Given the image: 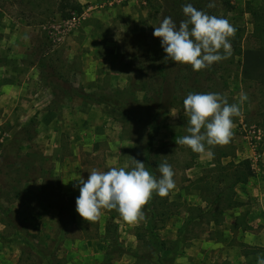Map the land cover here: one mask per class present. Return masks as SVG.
Returning <instances> with one entry per match:
<instances>
[{
	"label": "rangeland",
	"instance_id": "374dc122",
	"mask_svg": "<svg viewBox=\"0 0 264 264\" xmlns=\"http://www.w3.org/2000/svg\"><path fill=\"white\" fill-rule=\"evenodd\" d=\"M248 1L259 4L205 0L202 10L235 27L242 56L264 61ZM170 4L0 0V264H257L264 258V150L261 169L230 192L237 205L227 206L226 196L215 203L231 187L229 178L209 173L213 155L176 145L187 134L183 105L152 102L160 82L154 26L170 17ZM242 56L232 50L198 77L229 104L247 95L241 115L233 117L231 141L212 150L220 155L235 148V162L252 155L243 125L264 132V80L246 78L251 69ZM187 68L192 71L178 65L169 79ZM132 157L154 176L167 161L175 188L163 198L154 194L138 223L124 222L115 210L84 221L76 212L75 179L86 180L92 169L128 164L130 170Z\"/></svg>",
	"mask_w": 264,
	"mask_h": 264
},
{
	"label": "clouds",
	"instance_id": "9594fccd",
	"mask_svg": "<svg viewBox=\"0 0 264 264\" xmlns=\"http://www.w3.org/2000/svg\"><path fill=\"white\" fill-rule=\"evenodd\" d=\"M214 6L208 4L209 8ZM182 13L184 19L178 25L171 17H164L154 26L153 36L160 39L166 53L164 61L200 72L231 57L236 29L227 19L197 10L191 3L182 6ZM245 100L246 94L240 95L239 103L229 104L219 93H188L183 100L187 134L175 139L176 145L195 154L213 155L214 148L231 141L233 117L241 115ZM157 171L159 175L154 176L134 157L130 170L128 164L107 171L92 169L86 180L75 179L80 191L76 212L89 224L100 218L102 210H115L128 224L140 222L154 194L163 198L175 188V173L167 161L158 165ZM257 264H264V258H258Z\"/></svg>",
	"mask_w": 264,
	"mask_h": 264
},
{
	"label": "trees",
	"instance_id": "16d2710c",
	"mask_svg": "<svg viewBox=\"0 0 264 264\" xmlns=\"http://www.w3.org/2000/svg\"><path fill=\"white\" fill-rule=\"evenodd\" d=\"M170 1V12L169 16L177 23L184 19L183 13H182V6L188 3H193V6L198 9L202 10L203 3L205 0H169ZM227 5L229 3L227 2ZM74 10L78 13H82L83 9L80 5H74L72 6ZM203 11V10H202ZM214 11V10H213ZM208 13L209 15H212L210 12L204 11ZM246 12L251 17V23L253 25V37L254 41L258 43L259 50H264V0H259L258 5H254L251 1L246 2ZM62 17L64 19H69L71 17L70 13L66 11V8L62 11ZM231 44H232V50H233V56H242V41L241 36H234V38H231ZM156 70L157 74L155 75L157 79H160L159 87H155L153 89V97L152 102H156V105H162L165 103V100L168 101V103H172L173 100H177L180 105H183V100L187 96L188 93H208L211 91L208 88H205L200 82H198V77H203L201 72H194L191 71L190 68L186 69L187 74H180L178 78H175L174 80L169 79V72L174 71L175 67L178 65H175L171 61H164V57L166 56V53L163 51V48L161 47V42L158 43L156 48ZM174 68V69H173ZM185 70V69H184ZM184 72V71H182ZM196 73V74H195ZM173 86H176L177 89L173 90ZM183 92V94H180ZM155 135H151L148 140V151L146 154V161L147 164H149V155L150 150L152 147V142ZM222 154H217L215 151H213V167L210 168L208 171L209 173H212L213 175H216L217 178H221V176H227L229 178V184L231 187L227 188V192L221 193L218 197V193L215 196L217 199L213 200L215 203H219L224 199V196H226L229 202H227V206L234 207L237 205V202H235L234 199L230 197L231 191L235 185L238 184H247L249 180L251 179L253 175L251 162L249 160H243L241 162H235L234 158L236 157V149L230 148L229 150H223L221 152ZM231 158V160L224 164L223 158ZM150 173L152 172V169L150 168ZM201 181H204L202 179ZM153 235V233L151 232ZM151 235V236H152ZM154 237V236H152Z\"/></svg>",
	"mask_w": 264,
	"mask_h": 264
},
{
	"label": "built area",
	"instance_id": "2783aa9c",
	"mask_svg": "<svg viewBox=\"0 0 264 264\" xmlns=\"http://www.w3.org/2000/svg\"><path fill=\"white\" fill-rule=\"evenodd\" d=\"M244 142L248 149H250L252 155L247 159L251 162L252 169L260 170V163L263 160V143L264 132L263 129L255 125L248 126L243 125Z\"/></svg>",
	"mask_w": 264,
	"mask_h": 264
},
{
	"label": "crops",
	"instance_id": "0c3cea01",
	"mask_svg": "<svg viewBox=\"0 0 264 264\" xmlns=\"http://www.w3.org/2000/svg\"><path fill=\"white\" fill-rule=\"evenodd\" d=\"M262 55H264V50H260ZM259 52V51H258ZM248 55V54H247ZM245 55V53L243 54L242 57H247L246 61H247V68L248 70L251 69L250 73L246 74V78L251 79V80H259L261 78H263L264 80V74L262 72V70H264V61H250V59H257V57L254 54L252 56H247ZM246 64L244 61V64L242 65V68H245Z\"/></svg>",
	"mask_w": 264,
	"mask_h": 264
}]
</instances>
